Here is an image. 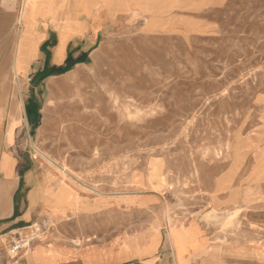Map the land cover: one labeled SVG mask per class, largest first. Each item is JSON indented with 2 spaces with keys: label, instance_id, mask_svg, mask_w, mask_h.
I'll return each mask as SVG.
<instances>
[{
  "label": "rangeland",
  "instance_id": "1",
  "mask_svg": "<svg viewBox=\"0 0 264 264\" xmlns=\"http://www.w3.org/2000/svg\"><path fill=\"white\" fill-rule=\"evenodd\" d=\"M106 4L99 43L49 72L19 137L23 185L77 200L33 208L26 252L78 257L196 222L213 264H264V0Z\"/></svg>",
  "mask_w": 264,
  "mask_h": 264
},
{
  "label": "crops",
  "instance_id": "2",
  "mask_svg": "<svg viewBox=\"0 0 264 264\" xmlns=\"http://www.w3.org/2000/svg\"><path fill=\"white\" fill-rule=\"evenodd\" d=\"M107 1L0 0V248L14 231L22 235L38 225L26 227L36 206L58 211L77 204L67 190L66 198L58 200V189L49 193L44 180L32 181L30 189L29 181L23 185L17 146L22 145L19 137L25 127L33 128L39 119L40 83L56 76L49 72L65 66L69 55L74 58V48L82 60L99 43L105 19L111 17ZM26 177L29 180L30 175ZM182 226L181 234L155 232L144 245L128 239L78 257L66 249L44 251L35 246L16 261L5 256L1 264H213L211 240L204 228L196 222Z\"/></svg>",
  "mask_w": 264,
  "mask_h": 264
},
{
  "label": "built area",
  "instance_id": "3",
  "mask_svg": "<svg viewBox=\"0 0 264 264\" xmlns=\"http://www.w3.org/2000/svg\"><path fill=\"white\" fill-rule=\"evenodd\" d=\"M30 242L31 240H27L26 236L22 237L17 231L11 233L9 240L4 241L0 248V264L5 256L11 261H16L29 247Z\"/></svg>",
  "mask_w": 264,
  "mask_h": 264
},
{
  "label": "trees",
  "instance_id": "4",
  "mask_svg": "<svg viewBox=\"0 0 264 264\" xmlns=\"http://www.w3.org/2000/svg\"><path fill=\"white\" fill-rule=\"evenodd\" d=\"M70 59H71V57L69 55L68 58H67V62L65 64V66H63L61 68H58L56 74H61L63 72H66V71H68L71 68L72 65H74V62H72Z\"/></svg>",
  "mask_w": 264,
  "mask_h": 264
},
{
  "label": "bare ground",
  "instance_id": "5",
  "mask_svg": "<svg viewBox=\"0 0 264 264\" xmlns=\"http://www.w3.org/2000/svg\"><path fill=\"white\" fill-rule=\"evenodd\" d=\"M61 188V187H60ZM65 190V189H64ZM59 197V196H58ZM36 237H35V235L33 234V233H30V234H28V236H26V239L27 240H34Z\"/></svg>",
  "mask_w": 264,
  "mask_h": 264
}]
</instances>
